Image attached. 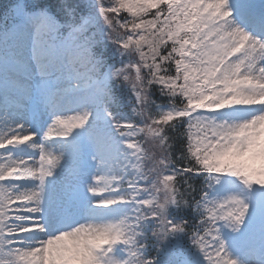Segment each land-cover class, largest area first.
Returning a JSON list of instances; mask_svg holds the SVG:
<instances>
[{
    "label": "rangeland",
    "instance_id": "rangeland-1",
    "mask_svg": "<svg viewBox=\"0 0 264 264\" xmlns=\"http://www.w3.org/2000/svg\"><path fill=\"white\" fill-rule=\"evenodd\" d=\"M171 1L172 0H151V3L166 5ZM192 1L195 2L194 7L197 14V21L194 27L195 36L192 37L193 44H190V46L188 44L186 46V50L183 52V58L186 59L185 66L192 65L190 68L195 70V74L197 78H199V85L202 87L200 92L201 95L198 96L199 101L196 102V106H207V108L234 106L237 104L236 102H238V94L241 95L244 93L246 95L250 91L260 93V98L254 100L255 103H260L259 101L263 99L261 92L264 90V77L256 82H251L253 74L245 69V78L248 82L245 83L236 75L242 73V69L246 64L248 66L250 62H246V60L251 57V54H247L249 57L246 59L240 58L236 61L229 60L238 53V49L246 47L245 42L250 38L242 34L236 26H231V31L228 26L227 30L222 27L224 21L221 22L220 20L225 18L226 14H228V8H226L224 0ZM128 6H132V1L128 3ZM135 7L141 8L142 6L136 4L134 8ZM96 13H98V9H95L92 15ZM155 23L157 24V22L152 19L151 30L154 28ZM140 26L143 27V32H140V36H144L145 32L150 27L149 22H144L140 24ZM107 27L110 31L115 30L114 25H108ZM163 28L167 30L164 32L165 34L163 37L155 38V35H151V45L153 49H156V44L159 41L166 40L167 34L168 38L173 37V30L165 24V22L158 24L155 30H162ZM77 30L78 28H74L64 36L63 43L60 42V44H62L61 48L70 50V45H72L74 41V35ZM33 42V39H20L18 43L12 40V37L7 38L5 44H7L8 47L4 51L7 56L0 55L6 57L0 58V68L9 62H18L23 67L27 69L30 68L32 64L30 60L28 61L27 57H23V53L26 47ZM1 43L3 42L1 41ZM117 47L120 51H127L125 46L121 43L117 44ZM180 48L181 46L179 45V49ZM16 49H18V51H16ZM73 49H75V52ZM179 49L176 46H172L169 51L175 54ZM72 51L76 56L81 55V51L77 48H72ZM255 51H257L255 54L257 59L259 50ZM229 52H231V54L226 56ZM33 53L32 51V54ZM154 54L155 51H153V55ZM188 54L191 55L190 58ZM192 60H195V64H191ZM125 65H121V67L116 66L115 68L108 67L105 74L102 75L101 81L106 82L110 76L119 72L125 81L133 80L137 84H141L140 78L142 77L138 76V67L133 65L132 61L126 66ZM154 67L160 71L162 69L159 62H154ZM184 73L186 74L187 72ZM177 75H180L179 77L181 78L180 71H178ZM182 78L184 82L181 87L186 89L187 83L190 82L186 81L187 77L182 76ZM30 81L34 83L33 80ZM48 81L49 82H43L44 84L40 82V84L43 87H50L57 92H65V90L70 89V87V90H77L85 86H90L93 84V81H95L96 84L99 82L98 80L87 79L85 72L78 69L73 63L66 69L64 74L61 73L56 79L51 78ZM165 81L166 80H164V84ZM178 83L181 84L179 78ZM9 84L10 82L4 78L3 71L0 70V87H6ZM135 95L137 99L134 96V102L137 104V102H139V95L137 92ZM241 100L245 103L250 102L247 98ZM27 104L29 105V102H27ZM79 109V111L72 110L66 113L65 116H61L56 122L57 126L52 129V133H49V135L58 137L65 136L69 131H77L76 136H81L79 128L82 127V123L97 126V128H105L100 130L102 134L98 138L97 147L94 144H89L84 155H81L79 150H73L66 141L60 140L58 142L59 149L63 150L64 153L67 152V155L63 157L65 159L63 164L64 168L56 167L52 174L53 177L49 182L54 190L53 193L55 194V198L58 197L61 200L67 193L73 194V191L77 189V183L71 180L69 168L71 165L74 167L79 161L85 164L93 163L94 160L91 156V152L96 148H100V153L94 158L97 163L95 174L92 176L94 177V181L87 182V184L83 186V194L90 193L88 201H90L92 205L113 204L107 202L109 196L102 197L100 193L104 189L118 188L120 185L127 182L132 183L136 191L124 192L125 195L131 196L130 198H133V201L121 210L119 217L113 215V227L115 230L110 237L105 239L106 241L111 239L110 242L113 241L122 247H126L130 256H127L125 260L123 257H120L119 261L109 258L108 260L98 261L96 264H109L110 260L116 264H132L131 261L134 256L132 247L137 243V240H130V238L136 234L135 228L133 227V220L135 219L141 224L151 222V224L157 225L161 223V219L166 221L168 209L175 207L174 189L172 187V175L170 172L171 168L167 160L163 143L157 134L158 126L151 125L150 121L144 120L142 122V120H140V126L143 124V129L138 126H129L121 133L112 134L109 132L110 129L104 125L105 120L103 118L91 116V111L86 106H82ZM177 112L178 111L169 107H164V109H162V113L165 115L164 118L166 119L175 117L176 114H179V112ZM188 112L189 111L181 113L185 117H188ZM209 114L211 116H209ZM207 116L209 119H207ZM214 117L215 115L213 113H205L203 117L200 116L194 121L195 127H197V130H199L201 134L197 133L201 140L198 144L202 145V147L207 145L217 151L213 156H208L203 160V166L208 167L210 161L218 162L217 165L213 163V166H218L222 162H225L228 165V169L243 173L245 176L251 177L249 178L251 181L264 185V116L251 119L246 123L240 122V124L235 125L231 131H225L224 133H220L214 128ZM14 129L15 128H12L11 130ZM138 135H140V139L137 138ZM106 140L109 141L108 145L104 144ZM191 142L197 144V137L193 136ZM71 151H75L76 156L72 154ZM197 151L201 150L195 148L194 152ZM72 170L74 171V168ZM12 171H15V169ZM7 172H9V170L2 171L0 168V183L2 182L1 178L8 177ZM150 173L151 180L146 177V174ZM28 175H34V172L31 171L28 173L26 169L23 176ZM223 175H225V173ZM216 182L217 180L215 183ZM218 182L220 181L218 180ZM245 188L243 184L239 183L234 191L228 193L227 200H225V202L228 201V204L224 214H227L229 220L234 219L236 226L237 221L240 220L239 214L249 212L248 195L246 190L245 192L243 191ZM23 195L33 196L35 192L31 188L19 192L14 186H4L3 183L0 184V230H2L0 234H3V230L9 227L8 223L3 224V221H1L3 206L10 204L15 197L21 198ZM207 200V204L210 208L213 204L216 206L217 202L215 198H207ZM53 202H56V200ZM119 206H123V204ZM51 208L53 209V205ZM165 229L164 226H156V235H161L159 237H162V233ZM215 230L214 228V230L211 229L210 231L214 233ZM176 232L179 234L180 230ZM214 235L217 234H212L209 239L207 238L208 244L215 242L216 238ZM122 239L126 241L122 242ZM0 254L7 256L6 260H2L4 263L11 260L10 255L14 254V251L4 247L1 248L0 246ZM217 255L219 260L223 257L226 259L227 257L222 251L218 252ZM2 262L0 261V264H3Z\"/></svg>",
    "mask_w": 264,
    "mask_h": 264
},
{
    "label": "bare ground",
    "instance_id": "bare-ground-1",
    "mask_svg": "<svg viewBox=\"0 0 264 264\" xmlns=\"http://www.w3.org/2000/svg\"><path fill=\"white\" fill-rule=\"evenodd\" d=\"M228 22L229 24H226L228 26L231 25V20ZM256 45H258V43L254 44V47L252 48L253 50H255ZM249 68L253 71L255 76L252 78L251 82H255L260 78L262 79L260 76L258 63L255 58L252 59V63ZM9 74L10 78H12V82L18 87L27 88V86L30 85L26 80L21 79L11 73ZM238 77H240L241 81H246V78L243 74L238 75ZM261 93L263 98L262 101H264V90ZM237 97V101H243L241 99L247 98L250 101L249 103L255 105L254 100L260 98V93L256 91H250L246 95L244 93L241 95L238 94ZM6 99L12 100H8L7 102ZM16 100H19V97L16 94L11 91L7 92L3 89H0V144L3 143L11 145L17 142H23L25 146H28L26 143L28 136L25 134L24 129L25 120L22 116L23 110L20 108V105L18 102H16ZM12 111L13 114H7L11 113ZM223 121L221 120L217 122L219 124L216 123L215 125L216 129L221 133H224L225 131H231L234 125H237L238 122ZM50 124L52 129L57 126L55 120H53ZM12 128L15 129L11 130ZM29 146L36 152L37 156L42 158L50 157L53 162L52 168L59 166L63 168V156L60 154V151L54 149L55 151L50 153V149H48L47 145L39 144L37 142H30ZM0 152L2 155L0 159V164L2 167H11L13 163L24 159L19 153L16 155L9 154L6 149H2ZM50 167L48 171H50ZM44 171H46V168ZM45 173L47 174L48 172L46 171ZM45 227L46 229L51 227V224L48 220H46ZM113 231L114 227L111 220L105 222H93L90 220L84 225H80L75 229L60 231L54 237H45L46 241H44V244H46L44 248L41 249V251H38L36 246H25L22 252H17L18 250L14 249L13 251L15 254L10 255V262L12 264H41L46 261L48 262V259L53 258L57 260L64 259V261L60 264H93V260L97 259V257L95 258V247L100 246L102 242L106 241L105 239L110 237ZM43 249L46 251H43ZM0 258L5 259L7 256L0 254ZM57 260H54V262L58 263ZM54 262L52 261L53 264Z\"/></svg>",
    "mask_w": 264,
    "mask_h": 264
},
{
    "label": "trees",
    "instance_id": "trees-1",
    "mask_svg": "<svg viewBox=\"0 0 264 264\" xmlns=\"http://www.w3.org/2000/svg\"><path fill=\"white\" fill-rule=\"evenodd\" d=\"M157 9V8H156ZM156 9L151 11V8L145 12L142 17L144 18L142 22L149 21V28L147 30V37L140 36L141 42L143 43V48L146 50V57H151V60L160 63V67H162L159 72L160 76L168 77L170 73L173 72V61L168 53V43L165 40H161L156 44V49H153L151 45V35H155V38L163 37L161 31L155 30L156 26L151 30V19L152 12L155 13L153 15L157 19ZM119 17V14H117ZM150 34V36H149ZM140 40V39H139ZM89 47L95 51L100 49L104 51L105 57L107 52H110L108 46L105 42H103L99 37H93L91 40L87 42ZM153 51L155 54L153 55ZM96 52V51H95ZM154 63H148L146 73L148 76L153 78L154 70L152 65ZM152 80V79H150ZM151 92L153 93L154 102L159 100L161 102L164 99L162 97L161 91L151 83ZM162 133L167 139V144L169 147V152L171 154V159L177 168L184 169V172H179L175 176V188L177 192V200H178V209L177 214L180 217L181 224L190 229H193L196 225L197 219L199 215L197 213V208L195 205L193 206V201H195L199 197L202 192L201 187L203 186L202 175L196 174L199 167V161L195 159V157L188 151L186 146V130L182 127V125L177 124L174 120H168L162 123ZM194 172V173H193Z\"/></svg>",
    "mask_w": 264,
    "mask_h": 264
}]
</instances>
